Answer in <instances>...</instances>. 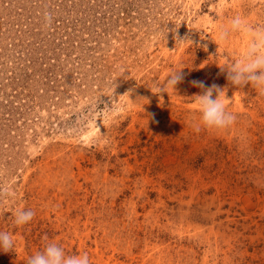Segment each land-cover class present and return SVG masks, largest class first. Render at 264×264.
Instances as JSON below:
<instances>
[{
    "label": "rangeland",
    "instance_id": "374dc122",
    "mask_svg": "<svg viewBox=\"0 0 264 264\" xmlns=\"http://www.w3.org/2000/svg\"><path fill=\"white\" fill-rule=\"evenodd\" d=\"M236 17L264 33V0H0V264L47 242L89 264H264V96L228 79L253 36L218 40ZM193 80L226 92L231 126L194 131Z\"/></svg>",
    "mask_w": 264,
    "mask_h": 264
},
{
    "label": "clouds",
    "instance_id": "9594fccd",
    "mask_svg": "<svg viewBox=\"0 0 264 264\" xmlns=\"http://www.w3.org/2000/svg\"><path fill=\"white\" fill-rule=\"evenodd\" d=\"M243 30L253 36L247 46L246 53L239 63L231 66L228 72V79L235 86H245L251 84L257 94L264 96V33L254 31L243 24L241 18H234L230 25L222 27L218 34V40L224 41L232 31ZM192 41L188 38L180 42ZM184 74L180 69L170 71L165 77L166 84L173 90L183 82ZM192 85L204 89L203 93L195 94V100L200 113V122L194 127L195 132L204 130L224 129L231 126L236 121V115L228 107L226 92L219 90L220 86H206L203 81L193 80ZM164 89L156 86L154 94H161ZM214 92L216 93L214 95ZM162 99V97H161ZM147 103L148 101L145 100ZM35 212L31 209L20 208L12 215L14 228H22L30 223ZM47 240V237H45ZM15 251V240L13 233L0 231V253L8 254ZM25 264H89V257L85 254L68 255L63 247L55 242L45 243L42 249H38L33 254L27 256Z\"/></svg>",
    "mask_w": 264,
    "mask_h": 264
},
{
    "label": "water",
    "instance_id": "95a60500",
    "mask_svg": "<svg viewBox=\"0 0 264 264\" xmlns=\"http://www.w3.org/2000/svg\"><path fill=\"white\" fill-rule=\"evenodd\" d=\"M194 76L201 77L200 75H197V74H190L188 77H194Z\"/></svg>",
    "mask_w": 264,
    "mask_h": 264
}]
</instances>
